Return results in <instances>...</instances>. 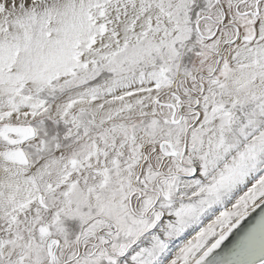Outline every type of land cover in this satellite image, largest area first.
Here are the masks:
<instances>
[{
	"label": "snow or ice",
	"instance_id": "obj_1",
	"mask_svg": "<svg viewBox=\"0 0 264 264\" xmlns=\"http://www.w3.org/2000/svg\"><path fill=\"white\" fill-rule=\"evenodd\" d=\"M0 264H264V0H0Z\"/></svg>",
	"mask_w": 264,
	"mask_h": 264
}]
</instances>
